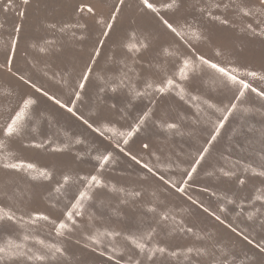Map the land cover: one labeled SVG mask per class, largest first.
I'll use <instances>...</instances> for the list:
<instances>
[{
	"label": "rangeland",
	"instance_id": "374dc122",
	"mask_svg": "<svg viewBox=\"0 0 264 264\" xmlns=\"http://www.w3.org/2000/svg\"><path fill=\"white\" fill-rule=\"evenodd\" d=\"M151 2L159 9V16L170 22L187 20L191 27L182 41L161 25L156 14L142 13L138 0H126L114 32L100 49L101 55L97 58L83 99L76 104L79 112L90 122L99 123L101 119L108 122L107 127L112 131H106L105 138L60 110L30 84H24L19 76L23 74L38 87L68 101L94 46H98V40L104 39L101 36L102 25L95 23L96 16L107 20L113 5L119 6L117 0H31L27 6L22 0H0V65L5 62L4 53L8 46L19 36L12 72L0 67V144L3 145L0 147V208L23 215L25 222L30 214H44L59 222L65 212L71 210L78 193L85 188L81 177L98 175L104 185L89 190L91 199L84 202L83 216H75L80 228L72 233L57 236L55 226L45 221H39L37 225L25 223L19 229L20 234L29 235L27 245L35 253L47 251L38 243L40 240L65 249L64 257L45 262L30 261L28 264H83L85 261L88 264H105L98 254L76 243L82 231L97 230L152 232V240L147 241L149 245L165 246L170 251L183 253L178 257H160L158 254L152 264H259L264 258L253 246L198 206L202 203L209 207L226 224L244 230L254 242H264V228L260 226L261 219H264V206L254 201L255 195H264V192L255 191L261 180L252 177L249 171L247 183L240 188L236 178L224 177L220 171L233 170L242 178L241 169L245 164L257 168L264 157V100L255 93L246 92L237 111L228 118L209 156L198 168L193 181L189 182L187 195L181 196L158 179V175H163L179 184L185 178L183 170L191 167L197 151L206 144L214 125L222 119V111L216 109L223 110L235 91L207 69L197 72L195 87L191 80H180V57L190 55L194 50L224 64L232 60L241 71L264 74V38L245 32L246 24H252L257 32L264 28V24L237 15L232 8L225 13L223 5L229 0H185L178 11L167 9L171 0ZM78 4L85 9L93 6L96 16L86 11L78 13ZM216 4L221 7L216 8ZM201 8L220 19L227 16L232 26L220 25L219 19L210 20L200 12ZM24 11L26 15L21 16ZM77 21L80 25L86 22L87 30ZM50 23H55L56 28H50ZM21 26L22 31L16 33L15 29ZM193 33H199L201 38L196 39ZM82 34L87 38L81 39ZM145 36L151 45L147 51L129 52L124 46L138 47ZM217 46L226 49L225 57L214 55ZM163 48H168L174 55L165 54ZM97 76L103 79H97ZM165 76L172 77L177 85L184 88L185 99H180L179 88L166 95L147 89L146 94L140 97L128 87L111 91V86H115L119 78H123L125 84L144 91L146 78L159 84ZM243 78L258 90H264V80ZM192 96L198 99L193 100ZM27 97L36 103L28 110L21 135L5 137L4 125ZM210 104L215 107H209ZM97 112L100 115H96ZM144 112H150L151 117L126 150L137 155L141 164L147 162L157 176L149 174L116 148L117 143L125 147L119 133L130 130ZM169 122L178 124V129L170 131L161 127ZM35 143L43 147H32ZM143 143L150 145L148 150L142 148ZM59 147L66 148V151H54ZM107 152L111 153L112 159L101 170L96 157ZM18 161L33 164L37 171L16 172L2 166L6 162ZM42 170H47L51 179L40 177L39 171ZM33 175L38 178L31 179ZM64 175L70 178L67 184L63 183ZM204 188L208 191H202ZM189 195L198 202L197 205L191 203ZM242 197L254 202L243 209L228 202L240 201ZM152 208L156 211H150ZM162 215H167L168 219H161ZM249 216L253 219L249 220ZM188 228L192 232H188ZM12 235L18 242L22 239V235ZM109 243L110 238H104L101 248ZM117 246H120L119 241ZM188 248L193 249L191 255L186 251ZM197 249L200 254H197ZM137 255L132 249L125 251L122 258H117L120 264H134Z\"/></svg>",
	"mask_w": 264,
	"mask_h": 264
},
{
	"label": "snow or ice",
	"instance_id": "6c2138e0",
	"mask_svg": "<svg viewBox=\"0 0 264 264\" xmlns=\"http://www.w3.org/2000/svg\"><path fill=\"white\" fill-rule=\"evenodd\" d=\"M23 5L27 6L31 3V0H22ZM119 6L113 5L112 12L109 14L107 20L100 16H96V12L93 6H88L86 9L83 5H77L76 11L78 13H84L85 11L92 16H96L95 23L97 25H102L101 28V36L104 39H100L97 41L98 46H94L93 52L89 57V61L86 64L84 70L81 72L79 80L72 90V96L68 101L63 100L56 94L50 93L48 90H45L43 87H38L31 79H25L23 74H20L19 79L26 85H29L35 89L37 93H40L43 97H45L48 101L52 102L55 106H57L63 112H66L71 117L80 121L83 125H85L89 130L98 134L100 137H105V132H111L112 129L107 127L108 122L104 119H101L99 123L90 122L88 118H85L82 113L79 112L76 104L83 99V93H85L88 84L90 83V78L93 76V68L97 63V58L100 57L101 51L103 48L105 40L114 32L116 24L118 22V18L122 14V10L125 7L126 0H117ZM185 4V0H171V2L166 6L167 9L178 11ZM138 5L140 6V11L153 13L159 18L161 25L175 37L180 40H184L185 35L187 34V30L190 29L191 25H189L187 20L170 22L168 19H165L162 16H159V9L157 6L151 2V0H138ZM216 8H220V4L215 5ZM232 8L236 11L237 15L242 17L251 18L253 21L258 24H264V0H229L227 4L223 5L224 12L227 13L228 10ZM200 12L205 13L210 20L216 21L219 19V24L225 27H231V21L227 16L225 18H218L213 15L211 11H207L205 8H201ZM21 16L26 15V11L20 13ZM77 24L84 28L85 31L88 28V24L85 22L80 25L79 21ZM50 28H56L55 23L49 24ZM16 33H20L22 31V26L15 29ZM63 31V28H61ZM245 32L252 34L253 36H259L264 38V28L261 31L257 32V29L252 26V24L245 25ZM134 36L135 33L133 32ZM196 39H200L199 33H193ZM81 39H86L87 36L82 34ZM187 43V41H185ZM19 44V36L15 38V42L11 43L8 46L7 52L4 53L5 62L0 67H4L7 71L12 72L13 70V62L16 59L17 55V46ZM129 52L135 51L136 53H141V51H147L150 48V43L148 42V37L145 36L144 42L141 43L138 47L135 45L129 46L128 44L124 45ZM162 51L165 54L171 56L174 55L173 52H170L168 48H163ZM214 55L216 57H225L226 49L223 47L217 46L214 48ZM181 66L179 68V79L182 81H192L193 87L196 86V81L194 79L197 72L207 69L211 70L214 74H217L221 78V82L226 86L230 85L235 89L233 93L232 100L225 106L223 110L217 108V111H222V119L219 120L214 125V131L210 134L209 140L205 145H202L200 149L197 151L196 158L193 161V164L190 168L184 169L185 178L177 184V182L172 181L170 179H166L163 175H158L157 172L153 170L152 167L149 166L147 162L141 164V160L137 155L133 154L130 150H126L129 143L134 139V137L141 131L142 126L145 122L151 117L150 112H144L138 120L134 123V125L130 128V130L119 133V135L123 138L122 143L125 147H121L120 143H117L116 148L128 156L132 161H134L137 165H141V167L152 176H157L158 179L162 182V184L170 189H173L176 193L181 196L187 195V189L189 187V182L193 181L194 176L197 174L198 168L205 161V159L209 156L213 144L217 141V138L221 134V130L225 127V123L228 118L237 111L238 105L241 100L245 97V93L251 91L256 94L261 100H264V90H258L253 87L248 80L243 77L251 78L252 80H264V74H259L256 71L245 70L241 71L238 66L234 64V61L229 60L227 64H224L218 60H214L211 58H207L203 54H199L194 50L190 55L181 56ZM20 70L17 69V72ZM16 75V73H13ZM54 75V74H53ZM97 79H103L101 76H97ZM120 87H128L130 91L134 92L135 96L140 97L146 94L147 89H153L156 93L160 95H166L169 92L173 91V89L179 88V96L180 99H185V90L177 85L174 79L170 76H165L164 80L159 84H154L151 79L146 78L144 81V91L137 90L131 84H125V80L123 78L118 79V83L115 86H111V91L116 92ZM191 99L196 100L198 97L192 96ZM36 101L31 97H27L23 100L19 110L9 118L8 122L3 127V135L8 138L18 137L21 135L24 128V121L28 114V110L32 105H34ZM115 108V105H112ZM209 107H215V105L210 104ZM96 115H100L99 112ZM161 127H166L168 130H177L178 124L174 122H169L166 124H162ZM106 138V137H105ZM51 143V141H49ZM3 145L0 144V147ZM32 147L40 148L43 147L42 144L35 143L31 145ZM150 145L148 143H143L142 148L144 150H148ZM56 152H65L66 148L59 147L54 149ZM264 151V149H262ZM150 155L152 153H149ZM96 159L100 162V169L103 170V166L107 165L112 159V155L110 152L100 154L96 157ZM159 159V156H157ZM239 163V161L237 162ZM3 168L8 170H13L16 172H21L24 170H29L30 172H36V167L31 163H26L24 161L18 162H6L3 163ZM235 167V166H234ZM221 174L224 177L229 179L236 178L237 186L243 188L247 183L248 176L247 173L250 171L252 173V177L259 178L261 180V185L255 189L256 192H264V157L261 158V163L257 168H253L250 164H245L242 169V178L237 176V172L233 170H223L221 169ZM39 176L44 179H51V174L47 170L39 171ZM38 177L36 175L31 176V179L36 180ZM69 176H63V183L67 184L69 182ZM81 179L85 182L84 190L78 193V196L75 198V203L71 205V210H68L64 214V218L59 222L56 220H52L49 216L44 214H30L28 220L25 222V218L23 215H17L15 212L11 210H5L4 208H0V264H28L30 261H41L45 262L49 259H56L59 257H64L66 255L65 249L62 247H57L55 245L45 244L43 240L38 241L39 244L43 245L47 250L43 254H38L32 251L31 248L28 247L27 241L29 240V235L20 234L19 229L24 227L25 223L31 225H37L39 221H45L49 224H53L55 226L56 235L60 237H64L66 233H72L76 228H80V225L77 224V220L75 216H83V205L84 202L91 199L89 195V190L94 186H104L103 181L100 179L98 175L84 176ZM59 191V188H57ZM202 191H208L207 188L202 189ZM215 195V193H213ZM188 199L191 201L193 205H197L198 202L193 200L189 195ZM254 201L260 202L262 206H264V195H255ZM253 200L248 199L247 197H242L240 201L229 200V203L237 204L238 207L243 209L247 204L253 203ZM198 206L202 209V211L209 216L213 217L217 222L221 225L227 227L231 233L235 234V236L240 237L244 242L248 245L253 246L258 254L264 257V242L256 241L254 242L249 238V234H247L244 230L238 229V227L233 226L232 224H226L225 220L221 218L220 215H217L214 211H211L209 207L204 206L202 203H199ZM150 211L155 212L156 209L152 208ZM161 219L167 220V215H162ZM249 220H252L253 217L249 216ZM261 228H264V219L260 221ZM188 232H192L191 228L187 229ZM13 233H17L22 235V239L17 241V239L13 238ZM152 232L148 233H137V232H121L118 230L111 231H82L80 238L76 240V243L81 245L83 249L93 253L98 254L100 258H102L105 264H120V259L117 257H123L125 255V251H130L132 249L136 250L138 253L137 258L134 261V264H152V262L157 258L158 254L160 257L165 255L169 257H178L183 253L180 250H169L165 246L159 245H149L147 241L152 240ZM104 238H110L109 245L101 248L103 244ZM120 242V246H117V242ZM111 252V254L106 255V253ZM187 253L191 255L193 252L192 248H188ZM197 254L199 250L197 249ZM83 264H88L87 261L83 262ZM259 264H264V258L259 261Z\"/></svg>",
	"mask_w": 264,
	"mask_h": 264
}]
</instances>
